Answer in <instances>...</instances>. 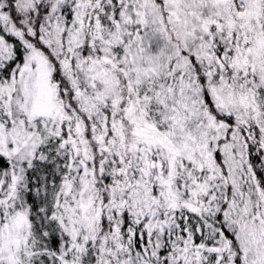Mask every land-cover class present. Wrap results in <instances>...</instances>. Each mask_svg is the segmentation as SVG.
I'll list each match as a JSON object with an SVG mask.
<instances>
[{"label": "snow or ice", "instance_id": "obj_1", "mask_svg": "<svg viewBox=\"0 0 264 264\" xmlns=\"http://www.w3.org/2000/svg\"><path fill=\"white\" fill-rule=\"evenodd\" d=\"M0 264H264V0H0Z\"/></svg>", "mask_w": 264, "mask_h": 264}]
</instances>
